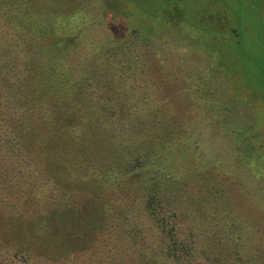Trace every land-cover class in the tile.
<instances>
[{
    "label": "trees",
    "instance_id": "trees-1",
    "mask_svg": "<svg viewBox=\"0 0 264 264\" xmlns=\"http://www.w3.org/2000/svg\"><path fill=\"white\" fill-rule=\"evenodd\" d=\"M167 2L165 20L225 28L220 0ZM91 15L89 0H0V264H74L104 236L103 264H264L229 190L235 170L264 183V141L187 55L138 26L99 35ZM202 110L224 153L200 149Z\"/></svg>",
    "mask_w": 264,
    "mask_h": 264
},
{
    "label": "rangeland",
    "instance_id": "rangeland-1",
    "mask_svg": "<svg viewBox=\"0 0 264 264\" xmlns=\"http://www.w3.org/2000/svg\"><path fill=\"white\" fill-rule=\"evenodd\" d=\"M176 1L179 4L186 3L183 6L187 13L193 11V7L203 11L208 8L203 5L209 2ZM235 1L220 0L225 28L218 29L209 27L210 20L207 21L208 30L200 29L201 23L195 18V25L188 21L178 25L175 18L165 20L157 10L167 8V0H135L133 5L136 10L131 4L121 1L114 3L113 0H104L107 4L103 7L102 0H89L92 12L90 20L96 24L95 31L99 35L122 34L130 27L138 26L152 41H161L179 54L187 55L189 61L212 75L213 85L222 88L221 93L229 107L226 112L228 119L251 130L264 141V0ZM232 9H235L236 14H232ZM99 26L104 28L99 29ZM185 31L190 37L185 35ZM201 41L209 44V57L203 52ZM215 63L224 66L223 73L226 76L216 70ZM249 86L254 92H251ZM205 114L202 110L197 116L200 149L210 154L224 153L223 150L230 147V141L222 136L225 126L220 125L219 121H207ZM0 166L4 171L1 177H4L7 169H3V161H0ZM232 175L230 194L236 199L238 208L255 220L258 235L264 241V183L245 178L240 170H235ZM5 184L0 183V197L6 192ZM115 250L116 242L112 236H104L91 250L76 255L73 262L103 264Z\"/></svg>",
    "mask_w": 264,
    "mask_h": 264
}]
</instances>
